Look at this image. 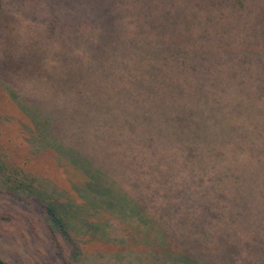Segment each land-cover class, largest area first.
<instances>
[{
    "label": "rangeland",
    "instance_id": "1",
    "mask_svg": "<svg viewBox=\"0 0 264 264\" xmlns=\"http://www.w3.org/2000/svg\"><path fill=\"white\" fill-rule=\"evenodd\" d=\"M205 1L204 18L187 11L201 0H0L7 264H264V159L210 156L179 122L205 121L221 95L264 105V0L238 18Z\"/></svg>",
    "mask_w": 264,
    "mask_h": 264
},
{
    "label": "trees",
    "instance_id": "2",
    "mask_svg": "<svg viewBox=\"0 0 264 264\" xmlns=\"http://www.w3.org/2000/svg\"><path fill=\"white\" fill-rule=\"evenodd\" d=\"M176 1L178 2V0ZM222 1L224 0H221V2ZM253 1L258 2L260 0H253ZM171 2L173 3L174 0H171ZM221 2H219L218 4L216 0H213L212 6H216L217 8H220V9L222 8V10L226 11L227 15L231 16L232 14H234L236 18H238L247 12V6L251 2V0L247 1V4H245V7L242 11L238 10L236 7V5L238 4V0H225L224 3H221ZM205 4H206V1L201 0V3H199V6L197 9L195 10L188 9L187 11L199 12L205 18L208 13V8H210L208 4L206 5ZM177 7H178V4H176V8ZM215 18H217V16H215ZM124 35H125V32L123 36ZM232 54L235 56H238L240 52L234 51ZM188 55L189 57L192 56L190 54ZM183 93L178 91L177 94L173 96H169L168 98L161 97L162 102L164 104L163 106L173 109L174 104L180 105V102H181L179 100L181 96L180 94H183ZM209 96L210 95H202V94L194 95V94L189 93L188 95L184 97V100L187 102L189 101L191 103L195 98H197L198 100H201V104L203 102L202 105H204L206 102L210 101L208 100ZM202 97L203 98L207 97V99H202ZM220 98H224L222 103H227L228 107L224 106V108L226 109L222 108V106H220L219 108L203 107L206 110H204L203 108H199V110H204L205 113L208 112V114H206V119L204 118L205 121L200 120V121H195V123L193 121H192L193 123H189L190 121L188 117H185V118L179 117L180 119H182L181 121H179L180 124L182 125L189 124L190 126H194L197 130L196 132H199V133L201 131H204V134L199 137V142L203 144L202 147L203 146L205 147L207 145L210 146V148L208 149L210 156H213V155L217 156L220 154L224 156H230V152L232 153L234 151L233 153L236 154L235 156L245 157L246 159L250 161H253L252 160L253 158L255 159L259 158V162H260L261 159L262 160L264 159V138H263L264 130H259V129L249 127L247 121L252 120V119L254 122L264 120L263 119L264 118V105L263 103L261 104L262 97H252V95L251 96L221 95ZM168 99H170L169 103L167 102ZM238 108H245L246 110H249L248 115L245 114L246 116L243 117L242 120H240L239 122L236 121L239 115V113H237L239 111ZM192 110L193 109L191 106L189 111H192ZM195 112L202 113L198 110H196ZM260 117L262 118L261 120H259ZM238 129L240 131H238ZM240 132H244L247 135H250V140L240 137V139L237 142L238 138L234 136V133H240ZM230 135H232L233 137L231 136L232 138H229ZM180 136H185V132L184 131L180 132V135H177L176 137H180ZM253 136L256 138H253ZM163 139L166 140L167 142H170V139L169 137H167L166 134H164ZM216 141L218 142L217 146L214 145ZM167 144L168 143H164V146L167 147ZM218 149L220 151H218ZM197 151L196 150L191 151V155L196 153ZM230 159H233V158H230ZM194 161H197V159H193L191 162L194 163ZM256 164L257 166L255 169L258 172H264V167L262 166L263 164H261L260 162V166H259L257 161H256ZM208 169H210L211 172H214V173L222 172L225 170L222 168H220V170H217V169L212 170V165ZM223 185L227 186V183L225 182ZM208 186H212V184L208 180H204L197 185L191 183L192 190L195 188L194 190L196 191L197 187H199V189H201L203 193H205V190L209 191V189H206ZM41 208L43 209V211L46 213L48 217H50L53 221H58L59 224L62 226V222L60 221L58 216L54 213L53 209L49 205L43 204ZM0 264H7V262L1 256H0Z\"/></svg>",
    "mask_w": 264,
    "mask_h": 264
}]
</instances>
